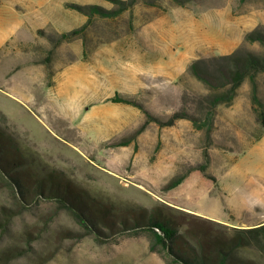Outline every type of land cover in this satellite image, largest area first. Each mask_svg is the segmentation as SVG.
<instances>
[{"label": "rangeland", "instance_id": "obj_1", "mask_svg": "<svg viewBox=\"0 0 264 264\" xmlns=\"http://www.w3.org/2000/svg\"><path fill=\"white\" fill-rule=\"evenodd\" d=\"M260 36L264 0H0V132L114 219L137 208L182 222L180 208L232 236L264 224L258 200L240 197L253 180L264 191V141L229 172L228 195L221 184L264 134V71L258 99L246 79L209 134L191 118L209 92L191 67L214 74L224 55L263 54ZM181 110L172 124L151 120ZM97 222L102 233L58 198L24 197L0 166V264H180L152 232ZM244 234L228 264H264V247Z\"/></svg>", "mask_w": 264, "mask_h": 264}, {"label": "trees", "instance_id": "obj_2", "mask_svg": "<svg viewBox=\"0 0 264 264\" xmlns=\"http://www.w3.org/2000/svg\"><path fill=\"white\" fill-rule=\"evenodd\" d=\"M93 7L91 10H95ZM104 14H110V11H103ZM62 39L70 37L69 32L60 35ZM264 43V36L259 37ZM223 62L216 67L214 74L204 72L197 67L196 63L192 65L195 74L209 88V92L203 96L201 101L204 111L201 116L191 117L194 123L207 130L211 134L217 114V108L221 103H231L238 94V89L246 79H250L255 90V99H258L257 80L258 75L264 71V53L257 54L250 52L241 55L238 51L224 55L220 58ZM117 101H129L124 97H114ZM184 111H175L168 120L151 117V120H157L162 124H172L179 118L187 117ZM264 120V111H261ZM14 146L9 138L0 132V164L2 168L9 173L24 197H36L42 194L47 198H58L59 202L66 204L85 227L90 231L94 229L102 233L101 227L97 221H107L112 227H117V220L120 218L124 223L122 229L148 230L154 234L156 241L162 244L169 253L175 255V262L180 264H228L234 251L247 245L249 236L244 233H251L252 238L264 247V224L251 228L235 227L234 235L227 236L224 231L216 228H207L194 221H189L194 213L183 209H176L180 215L175 217L182 222H178L169 214H160L158 211L149 212L142 209L133 208L131 215L124 214L120 216L115 214L116 219L111 217L110 209L100 205L91 206L83 195L68 180L58 177L53 173H41L37 171V166L19 153L14 151ZM0 165V166H1ZM182 181L181 177L175 179V185ZM34 192V194L32 193ZM214 220L210 217H204ZM220 222H218L219 224ZM121 228V227H120ZM241 232V233H238ZM243 232V233H242ZM244 264H251L246 262Z\"/></svg>", "mask_w": 264, "mask_h": 264}, {"label": "crops", "instance_id": "obj_3", "mask_svg": "<svg viewBox=\"0 0 264 264\" xmlns=\"http://www.w3.org/2000/svg\"><path fill=\"white\" fill-rule=\"evenodd\" d=\"M260 141H264V134L263 136L258 140V142L253 145L246 153H244L243 155H241L237 160L236 162L234 163V165L232 166L231 169H229L221 178V184H222V187L227 190V195L229 194V188H228V181H227V176L229 174L230 171L234 170L235 168H239L245 164H243V162L245 161V158L247 156H250V158L252 159V156L254 157V155L256 154V148H257V145L260 143ZM250 167H253V166H250ZM258 172H256V177H258L259 180L263 181L264 182V162L262 163V165H258ZM250 169V168H248ZM237 170H241V169H237ZM260 181V182H261ZM258 183L256 180H253L252 182V185H250V187H247L246 190H242L240 192V197H241V200L245 203H248V201L250 202H254V201H257L258 202H254V208H259L261 210L264 211V191H262V189L260 190L258 188ZM262 191V193L260 192ZM230 208V207H229ZM233 213L237 216H240L236 210L234 208H230ZM264 214V213H263ZM211 216V215H210ZM261 216V215H260ZM260 216H258L260 219L258 221H260L261 219H264V218H261ZM216 218L214 216H211L210 218ZM218 219V218H216ZM224 219V218H223ZM221 220V219H220Z\"/></svg>", "mask_w": 264, "mask_h": 264}]
</instances>
